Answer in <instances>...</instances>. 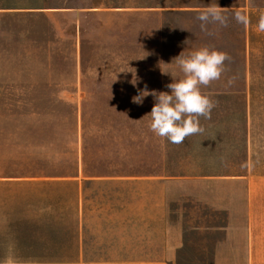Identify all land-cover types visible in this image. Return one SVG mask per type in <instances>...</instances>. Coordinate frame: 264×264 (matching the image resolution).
<instances>
[{"label":"crops","instance_id":"0c3cea01","mask_svg":"<svg viewBox=\"0 0 264 264\" xmlns=\"http://www.w3.org/2000/svg\"><path fill=\"white\" fill-rule=\"evenodd\" d=\"M140 1L116 8L146 16L145 72H135V85L132 72L102 78L106 82L99 91L136 96L146 86L170 94L166 85L173 82L171 74L183 76L173 59L207 46L230 57L221 78L201 88L216 105L211 119L201 117L204 132L177 145L154 135L146 116V156L138 157L142 165L137 167H123V153L85 151L83 140L123 136L106 138L107 131L87 129L84 122L77 130L74 124L72 140H80V147L72 170L0 177V203H12L0 217V225L9 226L0 234V251L12 253L0 257V264H177L190 235L196 243L209 235L211 264H264V33L255 27L264 0ZM210 5L223 8L227 26L209 23L202 31L197 17ZM97 10L78 0H0V20L17 17L34 26L37 18H46L51 23L50 38L45 39L36 35V27L32 33V27L19 26L18 37L0 46V64L20 58L19 52L12 55V48L24 50L23 59L27 50L52 53L59 44L53 18ZM236 12L250 17L248 27L237 22ZM70 47L74 55V21ZM0 81L6 91L34 87L30 78H18V86L9 76ZM38 81L37 89L51 92L37 95H88L76 90L74 68L62 85L52 77ZM154 103L153 96L146 97V115ZM207 218L223 231L200 233L199 226L210 223Z\"/></svg>","mask_w":264,"mask_h":264},{"label":"rangeland","instance_id":"374dc122","mask_svg":"<svg viewBox=\"0 0 264 264\" xmlns=\"http://www.w3.org/2000/svg\"><path fill=\"white\" fill-rule=\"evenodd\" d=\"M78 1L84 7L98 9V12L92 15L76 12L74 17L60 15L53 18V30L56 24L59 36L56 50H52V53L41 48L27 50L28 57L23 59L24 50L12 48V55L18 56L14 53L19 52L21 59L12 57L8 59L10 63L0 64V79L2 76L15 78L18 86V78H30L34 86L26 91L0 89V177L65 175L76 163L80 140H72V130L74 124L78 130L81 122L87 129L107 131L103 135L106 138L116 135L124 137V140H83L86 152L123 153V167L140 166L142 164L138 157L146 156V97L142 104H135L132 102L133 96H106L103 91H99L106 82L102 78L134 69L135 72H145L146 16L117 10L116 7L129 6L134 3L133 0ZM59 2L65 4L66 0ZM36 20V26L25 24V19L17 17L0 20V46L4 41L18 37L19 26L32 27V33H35L36 27L39 38H50V21L46 18ZM72 21L75 22L74 55L70 47ZM22 30L24 34L26 29ZM50 59L53 63H42ZM20 60H26V63H20ZM72 68L76 90L80 88L78 93L85 92L87 96L37 95L51 92L37 89L39 79L52 77L62 85L70 78ZM6 92L26 94L5 95ZM125 154L134 156V159H128ZM90 163L92 161L87 160V164ZM14 206L18 207L17 203ZM11 208V202L7 205L0 203V217L3 211ZM206 220L210 223L199 226L202 228L200 233L219 234L223 231L222 226H216L210 218ZM7 227L0 225V234L7 232L3 230ZM215 227L219 229L213 231ZM193 237L190 235L192 240L188 239L177 264H211L213 242L206 240L209 235L200 236L197 243ZM10 253L12 251L3 248L0 257Z\"/></svg>","mask_w":264,"mask_h":264},{"label":"clouds","instance_id":"9594fccd","mask_svg":"<svg viewBox=\"0 0 264 264\" xmlns=\"http://www.w3.org/2000/svg\"><path fill=\"white\" fill-rule=\"evenodd\" d=\"M197 19L201 22L202 31H207L206 26L209 23L227 26V18L223 15V8L217 5L207 6ZM235 19L246 27L251 23L250 17L241 12L235 13ZM255 27L256 31L264 33V10L259 11ZM209 34L211 35V33ZM173 60H175L183 76L176 79L171 74L173 82L166 85L170 89V94L155 90L148 91L145 86L144 90L132 97V102L142 104L145 97L153 96L155 103L151 112L146 115L150 117L148 125L150 131L157 137L179 145L187 137L204 132L200 119L201 117L211 119L212 110L216 105L209 96L201 91V88L207 87L221 78L225 71V61L230 60V57L226 52L205 46L191 51L187 55H184L183 51ZM161 71L164 74H169L162 68ZM121 72H132L133 79L131 82L133 85L136 84L135 69L134 71ZM231 83L232 81L229 80V84Z\"/></svg>","mask_w":264,"mask_h":264},{"label":"trees","instance_id":"16d2710c","mask_svg":"<svg viewBox=\"0 0 264 264\" xmlns=\"http://www.w3.org/2000/svg\"><path fill=\"white\" fill-rule=\"evenodd\" d=\"M0 184H2V183L0 182Z\"/></svg>","mask_w":264,"mask_h":264}]
</instances>
